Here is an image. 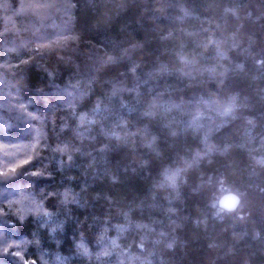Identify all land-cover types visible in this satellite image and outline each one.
<instances>
[{
    "label": "trees",
    "instance_id": "1",
    "mask_svg": "<svg viewBox=\"0 0 264 264\" xmlns=\"http://www.w3.org/2000/svg\"><path fill=\"white\" fill-rule=\"evenodd\" d=\"M50 2L0 0V171L31 161L0 178V228L35 264H264V0H56L43 21L28 8ZM236 93L228 123L202 102ZM236 188L243 207L215 216Z\"/></svg>",
    "mask_w": 264,
    "mask_h": 264
},
{
    "label": "snow or ice",
    "instance_id": "2",
    "mask_svg": "<svg viewBox=\"0 0 264 264\" xmlns=\"http://www.w3.org/2000/svg\"><path fill=\"white\" fill-rule=\"evenodd\" d=\"M65 7L66 6L64 4L57 3L56 0H52V2H50V3H44V4L39 5V6H36V5H29L28 6V8L34 10V14L39 16L42 21L45 19H49V20L52 19L56 13L60 12ZM70 7H75V5H71ZM41 10L44 13L43 15H41ZM38 39L46 40L47 43H44L40 46V48L35 49L34 51H36V52H39L41 50L50 49L56 43H60V42L66 43L69 40V37L65 36L63 34H60L57 36L56 40H52L50 38V36L42 35V36L38 37ZM72 39H79V37H72ZM205 46H208V45H205ZM217 54L223 56V54L219 51L218 46H217ZM258 55L264 56V49H261L260 53H258ZM118 59L119 58L114 57V56H108L107 60L104 62L105 63H115V62H118ZM22 63H27V61H22ZM258 63L261 66H264V59L259 60ZM237 67H241V66L238 65ZM132 71L133 72L135 71V67H133ZM226 80H227V75L225 73H222L221 79L217 83L220 85H223ZM145 83H146V81H145ZM66 90L67 89H65V91ZM132 91H136V89L133 88ZM68 95L71 96L72 94L69 92ZM113 95H115V92L113 93ZM136 95H137V97H139L140 93L137 91ZM202 102L205 104H208V105H212L213 110L216 112V114L220 117L225 118L224 123H228V122H230V120L236 119L235 113L238 112L241 108L245 107V105L240 102L239 93H236L234 95L229 96L228 99L226 101H223V102L213 101L211 99L203 100V98H202ZM137 103H139L138 99H137ZM152 106L154 107L155 104H153ZM21 107H23V105H21ZM123 107L127 108L128 106L123 105ZM96 111L97 112L100 111L99 107H97ZM146 115H151V113H146ZM201 117H202V113L197 111V113L193 116L192 121L189 122L188 126L194 127L197 130L202 128L203 126L198 123V121L201 119ZM80 119H81V121H83L84 117L81 116ZM91 123H95V121H91ZM249 123H252V122L249 121ZM116 126H119V124H117ZM221 126H223V124L217 126L215 129L209 128L205 132L204 137H203V142L206 145V150H205L204 156H210L213 152V148L211 146H208L209 135L213 131H218L219 127H221ZM166 127H167V125H166ZM171 134L173 136H175L177 133L175 131H173ZM112 135L114 136L115 133H112ZM117 139H119V137H117ZM64 146H65V148L68 147L67 144H65ZM61 150L62 149L57 148L54 151H61ZM76 151L79 152L80 150L77 148ZM227 151H228V148L224 147L223 150L220 152V154L223 155ZM197 157L200 159H203V157H201L199 153H197ZM69 159L70 160L72 159L71 155L69 156ZM29 163H31V161L29 159H24L21 163L15 164V165L9 167L7 172L0 171V178H3L4 183L10 184L19 175L25 174L26 170H21V169H23L24 165H28ZM209 163H211V160H209ZM257 163H259L261 166H264V159L258 160ZM18 170H21V171H18ZM31 175L32 176H42V173L32 172ZM178 176H179V169L176 171H169L168 169H165L164 178L167 181V183L174 188L177 186ZM222 177H223V174H221L220 177H216L215 180L219 184L221 191H224L225 190L224 189V179ZM213 181H214V178L212 176H209L208 177V183L212 184ZM232 191L234 194L224 196L223 198L217 197V198L213 199L210 206H211V208L216 209V211L214 213L215 216H219L222 218L223 215L238 212V210L241 207H243L245 194L243 192H241L238 188L233 189ZM10 194L15 195L16 193L13 192ZM168 211H173V210L169 209ZM30 214H31V212H29V215ZM7 215H10V213H5L3 211H0V217H4ZM42 215L45 217H48L51 215V213L43 212ZM240 219H243V217H240ZM4 223L7 224V220H4ZM26 223H27L26 216L24 215L23 211H21L20 213H18L15 223L9 225V227L16 228L17 226L24 225ZM136 227L146 228L147 225L138 224V225H136ZM161 235H163V233H161ZM145 239L146 238H141V242H140V248L141 249H143L145 246ZM16 240H17L16 237H9L6 234V229L0 228V256H4V257L11 256L18 261V264H35L34 261L28 259L27 255L20 250V249H22V245L20 243H17ZM153 243L158 244V243H160V241L155 240V241H153ZM113 246H115V241H113ZM168 247H172V245L169 244ZM84 254H87L86 250H85ZM113 254L114 253H112L108 249H105L103 252V255L105 257L111 256ZM136 259H139V258H136ZM121 264H123V261H121ZM141 264H143V262H141Z\"/></svg>",
    "mask_w": 264,
    "mask_h": 264
}]
</instances>
